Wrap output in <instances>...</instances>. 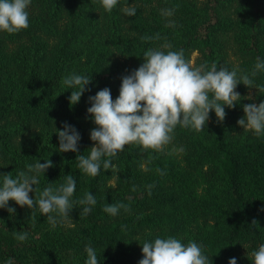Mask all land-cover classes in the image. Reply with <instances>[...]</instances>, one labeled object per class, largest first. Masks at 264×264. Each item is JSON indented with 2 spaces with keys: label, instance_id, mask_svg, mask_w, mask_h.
Here are the masks:
<instances>
[{
  "label": "trees",
  "instance_id": "1",
  "mask_svg": "<svg viewBox=\"0 0 264 264\" xmlns=\"http://www.w3.org/2000/svg\"><path fill=\"white\" fill-rule=\"evenodd\" d=\"M124 7H135V15H125ZM166 9L173 15H163ZM27 11V29L0 31V174L15 178L27 165L49 159L53 166L30 197L72 175L73 201L90 192L96 204L85 216L79 215L82 206H74L53 227L46 215L10 200L14 214L0 208V264H85L86 246L96 250L98 264H138L140 244L167 236L203 245L212 264L232 257L251 264L250 253L264 244V135L245 132L236 121L244 115L242 105L264 100L256 89L239 84L235 90H252L253 99L225 106L219 123L210 112L203 131L177 126L163 152L126 145L112 158L114 167H101L96 177L80 171L75 157L87 156L94 143L88 97L108 87L115 100L121 76L143 62L145 50L182 49L188 62L195 50L198 65L241 73L258 57L264 61V0H118L111 12L99 0H31ZM73 73L92 79L90 90L70 106L71 89L62 79ZM255 85H264V72ZM62 122L80 133L78 153L58 151L55 131ZM116 203L128 210L116 216L103 211ZM16 232H27L28 239L18 241Z\"/></svg>",
  "mask_w": 264,
  "mask_h": 264
},
{
  "label": "clouds",
  "instance_id": "2",
  "mask_svg": "<svg viewBox=\"0 0 264 264\" xmlns=\"http://www.w3.org/2000/svg\"><path fill=\"white\" fill-rule=\"evenodd\" d=\"M106 12H111L118 0H99ZM31 0H0V31L15 34L29 27L27 11ZM178 7V6H177ZM121 11L127 16L136 13L135 7H124ZM173 9L162 12L165 16L173 15ZM144 41L153 37L143 36ZM170 48V45H164ZM143 62L128 75L121 76L119 94L113 100L111 90L104 87L95 95L88 97L90 107L86 109L88 117L95 125L90 130V140L93 145L88 155H76L78 169L84 174L96 177L101 167L104 170L113 168L112 158L123 151L126 145H134L141 150L163 152L170 144L177 126L190 128L196 132L203 131L209 120L210 112L215 113L216 121L222 122L226 117L225 106L234 108L241 99H253L252 95L241 97L235 89L243 84L250 89H256L264 95V85H255L254 78L264 72V61L258 57L250 71L241 73L238 68L228 70L210 67L205 63L193 67L184 57L183 50L162 51L149 48L143 52ZM92 77L89 75L71 74L63 77L62 85L71 89L68 97L69 105L80 101ZM244 115L236 123L243 131H251L255 136L264 135V100L257 103L242 105ZM86 117V118H88ZM58 138V151L78 153L81 139L77 129L67 122H62V128L55 131ZM52 161H37L27 165L26 171H19L15 178L10 173L0 174V208H6L10 214L16 209L9 207L8 202L14 201L20 207L39 211L46 215L48 222L55 227L58 219L62 221L69 217L74 206H82L80 216L91 212L96 204L93 194L85 193L84 197L73 201L76 181L72 175H67L64 183L58 187H45L34 199L29 193L34 192V186L39 183V177L52 167ZM161 175L164 173L157 169ZM114 186V185H113ZM154 185H148V194ZM128 210L123 203L106 204L103 211L110 216L119 214V210ZM54 214V215H53ZM257 224L256 220L252 221ZM18 241L28 239L27 232L14 233ZM141 245L142 258L138 264H212L211 257L205 254L204 246L195 241L182 243L173 236L156 237L144 241ZM87 259L85 264H98L96 250L85 247ZM251 264H264V244L250 253ZM7 264H13L9 259ZM228 264H237L235 257Z\"/></svg>",
  "mask_w": 264,
  "mask_h": 264
},
{
  "label": "rangeland",
  "instance_id": "3",
  "mask_svg": "<svg viewBox=\"0 0 264 264\" xmlns=\"http://www.w3.org/2000/svg\"><path fill=\"white\" fill-rule=\"evenodd\" d=\"M199 60H200V55L197 51H192L190 53V56H189V63L193 66V67H196V66H199L198 63H199ZM245 96H249V95H252L253 96V91L252 90H248L246 91L245 93H241ZM167 148V145L165 146ZM169 152H171L172 154H174L176 156V158L180 159L181 155L179 153V150H177L176 148H169Z\"/></svg>",
  "mask_w": 264,
  "mask_h": 264
}]
</instances>
